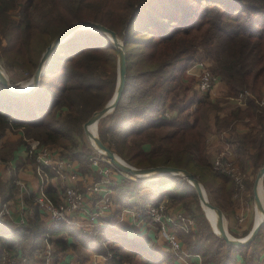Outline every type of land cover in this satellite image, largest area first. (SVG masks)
Segmentation results:
<instances>
[{
  "label": "trees",
  "instance_id": "1",
  "mask_svg": "<svg viewBox=\"0 0 264 264\" xmlns=\"http://www.w3.org/2000/svg\"><path fill=\"white\" fill-rule=\"evenodd\" d=\"M81 21L114 31L126 54L124 88L112 113L98 122L99 139L136 168L170 166L190 172L218 207L216 201L226 199L227 193L215 188V182L228 190L232 180L206 160L207 111L214 104L207 97L188 104L181 100L174 117L164 114L178 92L186 96L190 91L182 76L201 46L214 57L212 72L225 81L227 97L251 95L245 111L232 116L241 113L264 120L258 106L264 86V0H0V59L7 67L32 75L51 41ZM116 69V51L104 34L74 33L55 48L33 93L11 96L0 84V138L6 130L20 129L26 139L39 141L87 171L82 126L112 97ZM250 159L258 170L264 164V145H256ZM157 181L171 183L175 193L169 196L170 204H182L190 213L196 231L183 232L182 241L188 253L199 255L201 264H233L238 256L244 264H260L257 243L264 225L249 245L228 246L213 233L186 180L165 175ZM141 185L139 179L110 186L116 194L114 216L132 207L128 200L138 195ZM44 192L57 203L55 188ZM146 206L145 200L137 203L143 212ZM89 228L62 224L49 233L48 242L55 254L89 251L103 255L105 264H174L172 254L148 237L128 238L108 227ZM45 234L38 217L26 224L1 218L0 264L3 253L20 252L32 259L42 252Z\"/></svg>",
  "mask_w": 264,
  "mask_h": 264
},
{
  "label": "crops",
  "instance_id": "2",
  "mask_svg": "<svg viewBox=\"0 0 264 264\" xmlns=\"http://www.w3.org/2000/svg\"><path fill=\"white\" fill-rule=\"evenodd\" d=\"M203 60L210 70L215 69L216 62L213 56L208 55ZM186 67L182 76V81L189 85L190 91L186 96L178 92L176 97L173 98V101L168 102L171 108L166 107V111L169 113L170 117H174L178 106L181 104L180 101L184 100V104H188L193 98L200 99L207 97V99L214 104V107L207 111V130L205 134L206 160L209 164H212L218 156L224 155L241 169L247 177L245 191L241 192L237 197L233 195L232 186H230L228 190H223L224 187L222 183L216 181L214 184L215 188L219 187L222 189V194L227 193V200H219L216 202V205H218V208L222 213H225L228 218L230 226H232V228H230L232 232L233 230L238 231V227L240 228H238L239 230H245L248 224L251 223V214L253 211L252 206L248 202L251 194L248 185H250L249 182L252 178V173L255 171V166L250 159V155L254 154L256 145H264V120H260L256 115L250 116L241 114L246 109V99L251 97V95L247 94L245 100L242 101L238 100L237 97H227L226 83L219 76L209 93H196L194 77L187 73ZM263 96L264 86L260 89V99ZM259 109L264 116V107H259ZM235 111L241 112L240 115L233 117L232 113ZM29 140L33 139H26L20 129L6 130L3 137L0 138V219H5L14 224H26L29 221H34L35 217H38L40 225L45 229L49 237V233L59 227L52 228L49 217L38 211L33 203V198L40 193L42 180L37 170L38 161L36 155H29L27 152ZM241 145H244V147L242 148ZM146 148H148V146ZM241 148L243 149L242 159L239 158ZM65 159L66 158H63V160ZM71 163L72 166L70 169L58 167L56 164L46 169L48 177H56L57 179L54 185L57 191L56 199H58V201L62 196L64 186L68 184L73 185L84 194L87 184L100 180L98 168L95 165L90 163L88 170L83 171L80 170L78 162L71 161ZM59 170L65 173L70 172V170L75 171L76 179L74 181L70 179H60L59 175H57ZM122 180H125L129 185L133 182L130 179L122 178L115 174L108 177L106 188L111 192L112 201H115L116 194L110 189V186L118 184ZM141 183V190L138 195L128 200V203L131 205L133 204L132 207H125L118 216H114L117 208L116 204H114L108 212H104L98 218L96 227H108L116 231L119 235H124L128 238L148 237L156 242L164 252L172 254L166 243L157 236L152 225L145 219V211L143 212V210L137 209L139 200H145L147 206L158 201V203H164L167 206L166 217L171 221L170 224L175 228L182 245L186 248L185 243L182 242L181 233H195V226L189 217L181 215L183 208L180 205L177 204L172 206L170 204L169 196L175 193L172 184L166 181H157V179H143ZM98 199L99 195L91 194L90 196H85V203L90 209L98 202ZM178 215L186 217L188 220L176 219ZM235 216L243 218V222H241L238 227L235 226L239 223L236 222L237 220L235 221ZM208 218L215 230V218ZM258 218L259 215L256 213L254 220ZM80 219L83 221L82 223L85 224L87 216L80 215ZM90 229L92 228L83 227L80 230L84 231ZM261 240L262 239L258 241L259 245L260 242H262ZM261 245L264 247V243ZM43 247L44 242L42 243V248ZM52 248L55 254L56 251L53 244ZM262 249L261 246L260 248L257 247L259 261L264 255V250ZM40 253L30 259L33 264H40ZM56 254L54 264H105L106 262V258L103 255H97L89 251L80 252L67 250ZM194 255L195 254H190L186 259H179L172 255L173 262L174 264H201L200 257L197 258L194 257ZM233 264H244V261L238 256Z\"/></svg>",
  "mask_w": 264,
  "mask_h": 264
},
{
  "label": "built area",
  "instance_id": "3",
  "mask_svg": "<svg viewBox=\"0 0 264 264\" xmlns=\"http://www.w3.org/2000/svg\"><path fill=\"white\" fill-rule=\"evenodd\" d=\"M186 71L194 77L195 91L198 94L209 93L218 77L207 67L202 58H193L187 65ZM245 98L246 94L239 93L237 95V99L240 101L245 100ZM259 107H264V96L259 100ZM164 115L168 118L170 117L167 111ZM27 152L29 155H36L38 161L37 170L42 180L40 193L33 198V203L38 211L49 217L52 228H57L62 224H67L69 227L77 230L83 227H96L98 218L104 212H108L113 206L111 192L106 188L108 177L115 174L122 178L130 179L131 181H137L136 178L130 177L127 173L111 164L105 157L101 156V153H97L96 156L89 157V162L98 168L100 180L87 184L84 194L73 185L68 184L64 186L60 200L57 203H53L45 195L44 191L49 186L55 188L54 184L57 182V179L56 177H48L46 169L53 164L58 165V167L70 169L72 166L71 161L63 160L55 150L49 149L46 145H41L37 140H29ZM212 167L214 170L221 171L231 178L234 185L233 195L235 197L244 191L245 175L231 160L227 159L224 155H220L214 160ZM64 173L59 170L57 175H59L60 179H70L71 181L76 179L75 171L70 170L65 175ZM91 194L99 195V199L89 209L85 203V196H90ZM80 215L87 216L85 224L82 223L83 221H81ZM166 216V208H164L163 204H149L144 212L145 219L152 225L157 236L166 243L172 255L179 259H186L190 254L182 245L177 231L170 224L171 221ZM176 219L188 220V218L182 217L181 215H178ZM236 220L239 223L243 222V218L240 216ZM48 238V234H46L44 237V247L39 260L40 264H54L56 260L52 244L48 242ZM194 257L199 258V255L195 254ZM1 264H33V262L22 256L19 252L12 255L3 253ZM261 264H264V262L262 261Z\"/></svg>",
  "mask_w": 264,
  "mask_h": 264
},
{
  "label": "water",
  "instance_id": "4",
  "mask_svg": "<svg viewBox=\"0 0 264 264\" xmlns=\"http://www.w3.org/2000/svg\"><path fill=\"white\" fill-rule=\"evenodd\" d=\"M81 30L104 34L106 38L109 40L111 46L115 49L117 56L116 84L113 95L107 101V103L100 110L94 112L93 115L82 126L85 136L93 143L94 145L93 148L99 153L103 154V156L115 167L131 175L132 177L137 178L138 180L157 179L159 176H165V175L180 176L195 189V192L199 200V204L204 212L207 221L209 222L212 228L213 233L217 235L221 240H223L228 246L238 248L249 245L256 238V236L259 234L260 229L264 225V207L261 203V199L259 196V186L262 187V180L264 178V165H262L258 169L252 185L253 203H254L255 211H257L259 215V219L253 221L251 229L244 237L235 238L228 233L227 225L228 224L230 225V222L227 221L222 211L218 207H216L215 205L211 204L208 201L200 182L190 172L184 169H179L170 166L136 168L126 163L121 157H119L116 153L111 151L99 139L97 133L98 122L102 118L112 113V111L114 110L120 99L125 84L126 54H125L124 44L114 31L106 28L105 26L99 23H95L91 21H81L72 24L69 28H67L55 39H53L51 43L43 51L41 57L38 60L37 66L30 78L31 85L29 89H25V90L17 89L12 84H10L9 79L5 74L0 63V84L3 86L6 93L15 97H22L33 93L39 85L40 77L44 74L48 61L52 56L55 48L63 44L65 41H67L74 33ZM92 124H94L95 126L96 134L91 132L89 129V126H91ZM204 207L209 210H212L215 213L216 231L214 230L211 221L206 215Z\"/></svg>",
  "mask_w": 264,
  "mask_h": 264
},
{
  "label": "rangeland",
  "instance_id": "5",
  "mask_svg": "<svg viewBox=\"0 0 264 264\" xmlns=\"http://www.w3.org/2000/svg\"><path fill=\"white\" fill-rule=\"evenodd\" d=\"M197 49L199 50V52H198V50H196L197 52H195V57L194 58H202V59H204L205 57H207L208 55L206 54V52H205V50L203 49V47H201V46H198L197 47ZM0 63H1V66H2V68H3V70H4V72H5V74L7 75V77H8V79H9V82H10V84H12V85H17V84H19V83H24V82H26L27 80H29L30 78H31V76L32 75H29L27 72H25V71H22V70H20L19 68H9V67H7V65L4 63V61L3 60H1L0 59ZM212 71V70H211ZM194 81V80H193ZM194 85H195V83H194ZM170 102L171 101H173V98L171 99V100H169ZM83 133V139H84V142H85V145H84V149L86 150V151H88V153H89V157H94V156H96L97 155V153L99 154V152L98 151H96L90 144H89V141H88V139H87V137L85 136V134H84V132H82ZM97 133H98V131H97ZM101 156L102 157H104L103 156V154H101ZM127 163V162H126ZM130 165V164H129ZM241 170V169H240ZM257 171L258 170H256L255 169V171H254V173H252V178H251V180H250V185H248V188H249V191L251 192V194H250V199L248 200V202H249V204L252 206V209H253V211H252V214H251V223L250 224H248V226H247V228L245 229V230H239L240 228L238 227L239 226V224L240 223H237V225H235L236 227H238L237 228V230L239 231H235V230H233V232H232V230L230 229V228H232V226H230L229 224L227 225V229H228V233L232 236V237H235V238H242V237H244L248 232H249V230L251 229V227H252V224H253V220L255 219V216H256V212H255V207H254V203H253V195H252V185H253V181H254V178H255V175H256V173H257ZM241 172L245 175V173L241 170ZM129 175V174H128ZM130 177H131V175H129ZM137 179V178H136ZM138 180V179H137ZM246 180H247V177H246V175H245V178H244V183H245V188H246ZM201 184V186L203 187V190H204V192H205V194H206V197H207V199H208V201L211 203L212 202V198L211 197H209V195L207 194V191H206V189H205V187H204V185L202 184V183H200ZM232 187H231V189H233L234 190V185H233V183H232V185H231ZM245 188H244V191H245ZM262 196H263V198H262V202H263V206H264V179L262 180ZM197 200H198V198H197ZM221 200H227V199H221ZM216 202H218V201H216ZM195 203V202H194ZM194 203L193 204H189V209H190V211H193V209H194ZM158 204H163V206H164V208H166L167 206L164 204V203H158ZM178 205H180L183 209H182V211H181V215H183V216H187V217H189L190 218V213L188 212V211H185V209H184V206L182 205V204H178ZM198 205H199V207H200V209H201V211L203 212V210H202V208H201V206H200V204H199V200H198ZM172 206H175V205H172ZM167 209V208H166ZM206 213H207V215H208V217H210L211 219H213L214 218V213H212V212H210V211H208V210H206L205 211ZM204 213V212H203ZM223 215H224V217L227 219V221H228V218L226 217V215H225V213H223ZM205 216V215H204ZM238 217V216H237ZM236 216H235V221H236V218H237ZM206 218V217H205ZM237 222V221H236ZM193 224V223H192ZM194 226H195V224H193ZM234 227V226H233ZM212 229V228H211ZM80 230V229H79ZM195 231H196V227H195ZM182 234V233H181ZM178 235V234H177ZM260 239H262L261 241L262 242H260V245L258 244L257 245V247L258 248H260V246L263 248L262 250H264V247H263V245H261V244H263L264 243V231H262L261 232V234L259 235V237H258V241L260 240ZM180 240V239H179ZM183 242V241H182ZM207 247H210V244H207ZM41 254V253H40ZM264 262V255L261 257V259H260V264H261V262Z\"/></svg>",
  "mask_w": 264,
  "mask_h": 264
},
{
  "label": "bare ground",
  "instance_id": "6",
  "mask_svg": "<svg viewBox=\"0 0 264 264\" xmlns=\"http://www.w3.org/2000/svg\"><path fill=\"white\" fill-rule=\"evenodd\" d=\"M30 85H31V80L29 79L28 81H26V82H24V83H19V84H17V85H13V86L16 87L17 89L25 90V89H29V88H30ZM89 129H90L91 132H93L94 134H96V130H95V126H94V124H92L91 126H89ZM88 141H89V144L93 147L94 145H93V143L91 142V140L88 139ZM259 196H260V199H261V203H262V205H263V202H262V198H263V196H262V187H260V186H259ZM263 207H264V206H263ZM204 209H205V211L208 210V211L214 213L212 210H209V209H207V208H205V207H204ZM255 212L257 213V211H255ZM205 213H206V212H205ZM257 214H258V213H257ZM206 215H207V214H206ZM214 215H215V213H214ZM214 218H215V221H216V215L214 216ZM258 219H259V218H258ZM258 219H257V220H258ZM215 231H216V225H215Z\"/></svg>",
  "mask_w": 264,
  "mask_h": 264
}]
</instances>
